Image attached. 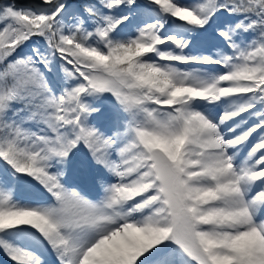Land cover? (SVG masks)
<instances>
[{"label": "snow or ice", "instance_id": "6c2138e0", "mask_svg": "<svg viewBox=\"0 0 264 264\" xmlns=\"http://www.w3.org/2000/svg\"><path fill=\"white\" fill-rule=\"evenodd\" d=\"M77 154L99 199L68 185ZM46 247L264 264V0H0V253L47 264Z\"/></svg>", "mask_w": 264, "mask_h": 264}, {"label": "rangeland", "instance_id": "374dc122", "mask_svg": "<svg viewBox=\"0 0 264 264\" xmlns=\"http://www.w3.org/2000/svg\"><path fill=\"white\" fill-rule=\"evenodd\" d=\"M32 2H34V0H16V3L19 5H28ZM140 2L144 3L145 0H140ZM69 4L71 7H75L79 3L69 2ZM221 17L222 18L220 19L225 21L229 19L225 15ZM36 43H42V41L37 40ZM27 50H28L27 47L23 49V51L25 52H27ZM191 67H198V66L192 65ZM102 103L104 105V111L96 121L98 122V125H102V123L107 122L106 117L110 113L109 98L105 97ZM97 106L99 107L100 105ZM66 171H67L66 180L69 186L80 188L91 199H99L102 196L103 194V190L101 186L102 173H100L99 170L91 164L89 158L86 155L77 154V156L73 159L72 165ZM15 196L17 199H21L25 202L36 198L35 193L29 191L26 188H17L15 191ZM0 257H2L5 260L4 263L8 260L10 264H12V261L3 253H0ZM44 259L47 261V264H58L55 254L47 247L44 250Z\"/></svg>", "mask_w": 264, "mask_h": 264}, {"label": "bare ground", "instance_id": "6f19581e", "mask_svg": "<svg viewBox=\"0 0 264 264\" xmlns=\"http://www.w3.org/2000/svg\"><path fill=\"white\" fill-rule=\"evenodd\" d=\"M213 51H214V49H213ZM98 118L99 117H93L92 119H93L94 122H96ZM254 122L255 121H250L249 122V126L252 123H254ZM99 126H101L102 127V130H103V129H106V127L108 126V124H107V122H104V123H102V125H99ZM257 135H258V133L257 134H254L253 137L250 139L249 146L251 145V143H253L256 140ZM4 261L5 260L2 257H0V264H10V262L8 260L5 263H4Z\"/></svg>", "mask_w": 264, "mask_h": 264}, {"label": "trees", "instance_id": "16d2710c", "mask_svg": "<svg viewBox=\"0 0 264 264\" xmlns=\"http://www.w3.org/2000/svg\"><path fill=\"white\" fill-rule=\"evenodd\" d=\"M78 2H83V0H77ZM221 16H223V15H221ZM107 97V96H106ZM107 98H109V97H107Z\"/></svg>", "mask_w": 264, "mask_h": 264}]
</instances>
